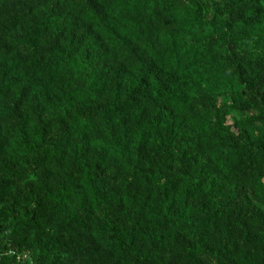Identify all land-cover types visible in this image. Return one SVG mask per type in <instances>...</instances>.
<instances>
[{
	"label": "trees",
	"instance_id": "trees-1",
	"mask_svg": "<svg viewBox=\"0 0 264 264\" xmlns=\"http://www.w3.org/2000/svg\"><path fill=\"white\" fill-rule=\"evenodd\" d=\"M0 264H264V0H0Z\"/></svg>",
	"mask_w": 264,
	"mask_h": 264
}]
</instances>
